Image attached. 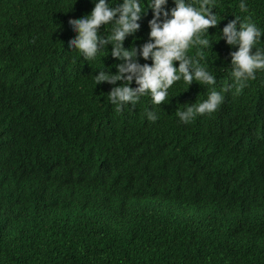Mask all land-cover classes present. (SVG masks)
Returning <instances> with one entry per match:
<instances>
[{
	"label": "trees",
	"instance_id": "obj_1",
	"mask_svg": "<svg viewBox=\"0 0 264 264\" xmlns=\"http://www.w3.org/2000/svg\"><path fill=\"white\" fill-rule=\"evenodd\" d=\"M97 2L0 0V264H264V70L237 91L230 53L239 46L220 38L238 17L261 30L253 51H264V0H244L247 12L241 0H213L219 22L203 34L212 48L187 55L215 85L181 79L160 105L150 93L113 104L123 81L95 83L124 62L111 43L91 60L69 48V20ZM148 2L123 44L151 65L139 54ZM174 7L163 6L168 18ZM213 90L224 96L215 112L180 120Z\"/></svg>",
	"mask_w": 264,
	"mask_h": 264
},
{
	"label": "clouds",
	"instance_id": "obj_2",
	"mask_svg": "<svg viewBox=\"0 0 264 264\" xmlns=\"http://www.w3.org/2000/svg\"><path fill=\"white\" fill-rule=\"evenodd\" d=\"M167 0H150L148 6L153 10V18L149 20V41L142 45L139 54L145 59H152L151 65L140 64L136 59V47L125 48L124 40L140 28L138 21L145 12L140 0H123V3L111 7L107 0H98L90 15L79 19H70L72 30L77 33L68 42L69 48H76L82 52L85 60L94 59L97 53L112 44L111 55L124 62L116 67L118 71L111 74L100 71L95 76V83L108 82L119 86L109 92V99L113 104L135 105L139 97L150 93L153 104L160 105L168 100V89L177 81L183 79L187 85L197 81L203 85H215L216 78L199 61L187 55L192 45L199 48H212V42L203 38L210 27H215L219 20L212 11L215 6L213 0H199V7L186 2L175 0V7L169 12L163 8ZM242 12H247L244 0L239 5ZM163 15L165 19L161 20ZM239 22V28L237 23ZM113 24L112 34L101 37L98 31L101 25ZM262 35L261 30L251 22H241L238 17L230 21L222 30L220 38L226 39L230 46L238 45V50L231 55V75L237 86V91L246 86L248 80L255 79L257 70H264V51L256 49L255 44ZM198 55L202 54L198 52ZM178 61V68L174 62ZM135 80L137 87H132ZM227 91V89H224ZM221 92L211 91L207 100L187 107L186 111H178L177 115L184 123L191 122L197 114H211L223 103ZM150 121L157 116L148 112ZM149 210V209H148ZM147 210V211H148Z\"/></svg>",
	"mask_w": 264,
	"mask_h": 264
}]
</instances>
